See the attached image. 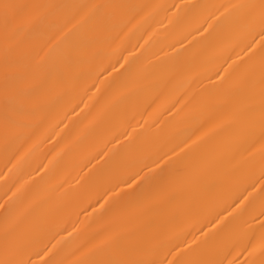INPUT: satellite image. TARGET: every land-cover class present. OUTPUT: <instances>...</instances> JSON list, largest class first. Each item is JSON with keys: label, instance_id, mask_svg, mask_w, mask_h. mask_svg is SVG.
<instances>
[{"label": "bare ground", "instance_id": "bare-ground-1", "mask_svg": "<svg viewBox=\"0 0 264 264\" xmlns=\"http://www.w3.org/2000/svg\"><path fill=\"white\" fill-rule=\"evenodd\" d=\"M7 2L0 260L264 264V0Z\"/></svg>", "mask_w": 264, "mask_h": 264}, {"label": "snow or ice", "instance_id": "snow-or-ice-1", "mask_svg": "<svg viewBox=\"0 0 264 264\" xmlns=\"http://www.w3.org/2000/svg\"><path fill=\"white\" fill-rule=\"evenodd\" d=\"M31 7L32 6L25 4L9 3L7 2V0H4V2H0V14H2L3 16L6 28L9 24H14L16 21L22 19L26 15L27 10ZM260 9L261 24L264 25V3L260 5ZM261 35L264 36V30H262ZM146 167L150 166L146 165ZM141 171H143V169H141ZM137 177H140V172H137L134 176H132L127 181V183L130 186L134 183H137ZM141 179H144V177H141ZM131 195H135V191ZM0 264H26V261L22 259H5L0 260ZM99 264H153V262L148 260L136 259H110L101 261L99 262ZM176 264H212V262L207 260H193L186 262L182 260H177Z\"/></svg>", "mask_w": 264, "mask_h": 264}]
</instances>
